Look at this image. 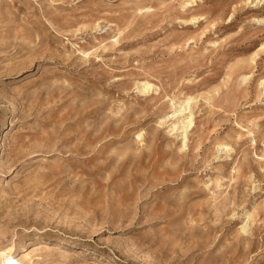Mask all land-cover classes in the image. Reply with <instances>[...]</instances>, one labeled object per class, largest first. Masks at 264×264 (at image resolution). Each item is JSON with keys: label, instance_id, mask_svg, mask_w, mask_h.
Listing matches in <instances>:
<instances>
[{"label": "rangeland", "instance_id": "374dc122", "mask_svg": "<svg viewBox=\"0 0 264 264\" xmlns=\"http://www.w3.org/2000/svg\"><path fill=\"white\" fill-rule=\"evenodd\" d=\"M263 82L264 0H0V264H264Z\"/></svg>", "mask_w": 264, "mask_h": 264}, {"label": "bare ground", "instance_id": "6f19581e", "mask_svg": "<svg viewBox=\"0 0 264 264\" xmlns=\"http://www.w3.org/2000/svg\"><path fill=\"white\" fill-rule=\"evenodd\" d=\"M264 83V82H263ZM149 84H147V83H145L142 87H143V92H147V91H149L150 89H151V87L152 86H148ZM145 86H147V87H145ZM141 90H142V88H141ZM189 104H186L185 106H184V108H182V106H180L179 107V109L175 112V115H180V114H182L184 111H185V109H186V106H188ZM162 122V121H161ZM181 122V121H180ZM182 123V122H181ZM192 125V119H190L187 123H183V129H185V131H187V129L190 127ZM36 249L34 248L33 250H32V252L31 253H33L34 251H35ZM55 251H58V250H61L60 249V247L59 246H57L55 249H54ZM31 253L30 254H28L27 256H30L31 255ZM6 256H7V253L6 252H0V257L1 258H6Z\"/></svg>", "mask_w": 264, "mask_h": 264}]
</instances>
